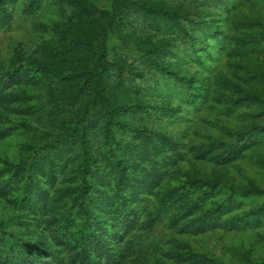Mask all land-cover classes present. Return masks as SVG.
<instances>
[{
	"label": "rangeland",
	"instance_id": "obj_1",
	"mask_svg": "<svg viewBox=\"0 0 264 264\" xmlns=\"http://www.w3.org/2000/svg\"><path fill=\"white\" fill-rule=\"evenodd\" d=\"M0 264H264V0H0Z\"/></svg>",
	"mask_w": 264,
	"mask_h": 264
},
{
	"label": "trees",
	"instance_id": "obj_2",
	"mask_svg": "<svg viewBox=\"0 0 264 264\" xmlns=\"http://www.w3.org/2000/svg\"><path fill=\"white\" fill-rule=\"evenodd\" d=\"M169 14H173V15H175L174 13H169ZM10 78V77H9ZM123 172V171H122ZM207 214H209V212H207ZM95 233H93V236H95V238H96V234L94 235Z\"/></svg>",
	"mask_w": 264,
	"mask_h": 264
}]
</instances>
